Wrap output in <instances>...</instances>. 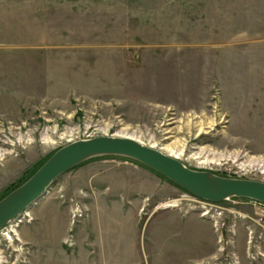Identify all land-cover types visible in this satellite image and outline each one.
Masks as SVG:
<instances>
[{"label": "rangeland", "instance_id": "obj_1", "mask_svg": "<svg viewBox=\"0 0 264 264\" xmlns=\"http://www.w3.org/2000/svg\"><path fill=\"white\" fill-rule=\"evenodd\" d=\"M99 136L264 182V0H0V200ZM0 264H264V204L98 156L0 229Z\"/></svg>", "mask_w": 264, "mask_h": 264}, {"label": "water", "instance_id": "obj_2", "mask_svg": "<svg viewBox=\"0 0 264 264\" xmlns=\"http://www.w3.org/2000/svg\"><path fill=\"white\" fill-rule=\"evenodd\" d=\"M108 155L135 159L204 200L222 202L238 197L264 203L263 181L192 169L178 158L135 139L99 136L73 141L58 149L26 182L2 198L0 229L29 210L61 175L88 159Z\"/></svg>", "mask_w": 264, "mask_h": 264}, {"label": "bare ground", "instance_id": "obj_3", "mask_svg": "<svg viewBox=\"0 0 264 264\" xmlns=\"http://www.w3.org/2000/svg\"><path fill=\"white\" fill-rule=\"evenodd\" d=\"M126 137H128V136H126ZM129 138H132V139H135L134 137H130L129 136ZM136 140V139H135ZM137 141H139V140H137ZM140 142V141H139ZM142 143V142H141ZM144 144V143H143ZM152 147V146H151ZM168 147V146H167ZM169 148V147H168ZM170 149V148H169ZM174 152V151H173ZM177 155V154H176ZM176 158H177V156H176ZM210 162H213V161H210ZM21 217V216H20ZM14 230V229H13Z\"/></svg>", "mask_w": 264, "mask_h": 264}, {"label": "trees", "instance_id": "obj_4", "mask_svg": "<svg viewBox=\"0 0 264 264\" xmlns=\"http://www.w3.org/2000/svg\"><path fill=\"white\" fill-rule=\"evenodd\" d=\"M51 156H52V155H51ZM51 156H50V157H51ZM50 157H49V158H50ZM49 158H48V159H49ZM48 159H47V160H48ZM47 160H46V161H47ZM46 161H45V162H46ZM74 168H75V167H74ZM37 170H38V169H37ZM35 172H36V171H35ZM35 172H34V173H35ZM34 173H33V174H34ZM33 174H32V175H33ZM32 175H31V176H32ZM31 176H30V177H31ZM30 177H29V178H30ZM29 178H28V179H29ZM28 179H27V180H28ZM27 180H25L24 182H26ZM24 182H23V183H24ZM23 183H22V184H23ZM22 184H21V185H22ZM18 187H19V186H18ZM16 188H17V187H16ZM16 188H15V189H16Z\"/></svg>", "mask_w": 264, "mask_h": 264}, {"label": "built area", "instance_id": "obj_5", "mask_svg": "<svg viewBox=\"0 0 264 264\" xmlns=\"http://www.w3.org/2000/svg\"><path fill=\"white\" fill-rule=\"evenodd\" d=\"M195 197H196V196H195ZM197 198H198V197H197ZM203 201H206V202H209V203H210V202H211V203H217V202H212V201H208V200H204V199H203ZM263 204H264V203H263Z\"/></svg>", "mask_w": 264, "mask_h": 264}]
</instances>
